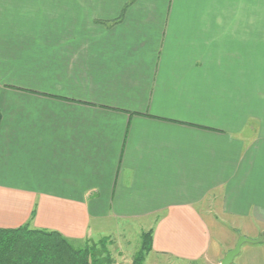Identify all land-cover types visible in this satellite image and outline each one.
<instances>
[{"label": "crops", "instance_id": "obj_1", "mask_svg": "<svg viewBox=\"0 0 264 264\" xmlns=\"http://www.w3.org/2000/svg\"><path fill=\"white\" fill-rule=\"evenodd\" d=\"M26 225L152 230V264L264 231V0H0V229Z\"/></svg>", "mask_w": 264, "mask_h": 264}, {"label": "trees", "instance_id": "obj_2", "mask_svg": "<svg viewBox=\"0 0 264 264\" xmlns=\"http://www.w3.org/2000/svg\"><path fill=\"white\" fill-rule=\"evenodd\" d=\"M153 249V231L142 236V246L134 264H143ZM93 247L71 241L56 232L32 229H0V264H111L99 259Z\"/></svg>", "mask_w": 264, "mask_h": 264}, {"label": "rangeland", "instance_id": "obj_3", "mask_svg": "<svg viewBox=\"0 0 264 264\" xmlns=\"http://www.w3.org/2000/svg\"><path fill=\"white\" fill-rule=\"evenodd\" d=\"M149 231L140 232V228L135 227L134 230H126L123 233L116 231L97 241L88 240L82 243V245L83 247L89 246L95 248L96 252L99 254L98 258L102 260L108 257L111 260V264H134L142 246V236ZM251 233L252 234H247L244 230L229 228L221 235L223 242L229 245L230 251L228 253L233 251L238 244V235H246V237L258 239V241L262 240L259 245L250 243L244 244L240 254L235 258L232 264H264V236L262 234L264 231ZM228 253L225 252L222 255L223 257L221 256L222 258L219 262H202L197 264H221ZM146 260L143 264H152L150 260Z\"/></svg>", "mask_w": 264, "mask_h": 264}, {"label": "water", "instance_id": "obj_4", "mask_svg": "<svg viewBox=\"0 0 264 264\" xmlns=\"http://www.w3.org/2000/svg\"><path fill=\"white\" fill-rule=\"evenodd\" d=\"M261 241L262 240H259V242H261ZM244 243H258V242H252V241H249V240L241 237L239 239V242L236 245L235 249L227 254V256L225 257V259L222 261L221 264H232L233 261L235 260V258L240 254L241 248H242Z\"/></svg>", "mask_w": 264, "mask_h": 264}]
</instances>
